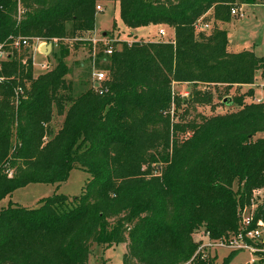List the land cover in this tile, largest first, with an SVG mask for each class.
I'll use <instances>...</instances> for the list:
<instances>
[{"label": "trees", "instance_id": "trees-1", "mask_svg": "<svg viewBox=\"0 0 264 264\" xmlns=\"http://www.w3.org/2000/svg\"><path fill=\"white\" fill-rule=\"evenodd\" d=\"M101 1L119 2L130 30L167 25L175 43L124 41L106 56L99 43L108 78L100 89L72 97L65 62L70 51L63 43L67 25L76 45L92 53L86 36L95 30ZM258 1L264 4L0 0V44H10L11 36L58 40L60 55L54 68L39 75L25 47L2 64L0 203L29 184H62L76 167L90 175L71 202L54 194L38 208L2 209L0 264H89L93 244L126 245L123 264H177L196 254L192 237L199 229L213 239L239 230L240 207L264 188V137H257L264 134V103H246L255 94L250 88L234 98L238 111L181 123L175 117L187 101L173 94V84L192 85L188 103L212 106L213 89L224 90L220 100L227 104L233 88L254 85L258 72L264 78V57L231 51L229 32L217 26L229 22L235 7ZM203 17L210 30L198 32ZM54 50L55 44L56 56ZM55 115L63 117L56 133L49 128ZM255 219L264 220V204Z\"/></svg>", "mask_w": 264, "mask_h": 264}, {"label": "rangeland", "instance_id": "rangeland-1", "mask_svg": "<svg viewBox=\"0 0 264 264\" xmlns=\"http://www.w3.org/2000/svg\"><path fill=\"white\" fill-rule=\"evenodd\" d=\"M258 4L246 5L240 4L235 7L239 10V15L234 16L231 14L229 22L222 24L218 23V27L226 29L229 32V37L233 41V45L230 44L229 49L233 52L241 51H253L256 56L264 57V4L260 1ZM103 8L102 12H98L96 15L94 32L87 34V39L98 41L93 43L92 53L89 52L88 47H83V44H78V41L72 37V25H67L68 38L63 40L64 45L69 48L70 54L65 59L68 66L69 73L67 75V82L71 87L72 97H77L87 91L88 89H100L103 81L108 78V72L104 69L107 66V62L103 58H98L99 53V40L107 39L112 41L111 45L127 41L132 43L134 39L142 42H150L152 40L158 41L159 29L163 28L167 33L166 42L170 39H174V30L167 25L159 24L157 28L150 27L148 29H142L135 31V36H130L127 31V27L124 25L120 16V5L114 2L101 1L97 4ZM121 29V32L118 29ZM146 37V38H145ZM106 41V40H105ZM154 41V42H156ZM84 43V42H83ZM47 45L46 42H41L40 47ZM77 46V48H76ZM85 46V45H84ZM121 47V44L117 46ZM27 53L32 56L35 65L33 64V74L39 75L45 73L47 70L54 68L58 64V58L60 57L58 51V43L55 44V52L58 54L55 56L48 52L44 53L47 57L41 56L34 49L30 50L25 48ZM11 57H15L17 50H10ZM105 53V52H104ZM108 54H105V56ZM33 62V63H34ZM44 64H48V69L42 67ZM100 73L105 74L104 80H98L97 75ZM252 88L256 93V98H262L264 100V78L262 73L256 74V82L249 88H233L228 92V96L224 99H230L229 103L224 104L221 97H224V90L216 92L213 89V107L210 105H198L188 103V100L192 97L191 92L193 90L192 85L188 84H173V94L180 96L182 100H186L187 103L183 104L179 110L176 121L185 123L187 121H200L201 117H212L216 115H226L238 111L240 108L235 104L234 98L238 95H244L248 90ZM222 93V94H220ZM223 99V98H222ZM246 103L250 104L256 102L255 96L245 97ZM263 103V102H256ZM174 111V106H173ZM172 111V113H173ZM182 116V117H181ZM181 117V118H180ZM63 117L55 115L49 128L56 133L61 127ZM257 137H264L263 133L257 135ZM90 179V175L85 171L74 168L71 170L69 178L62 184L51 183H37L29 184L28 186L21 188L14 192L10 197L6 198L0 203V211L7 208L9 205L25 207L28 209H34L41 206V200L50 197L54 194H63L71 199L78 197L82 194L85 185ZM235 192H238V185L234 186ZM72 205V203H70ZM205 228H201L193 234L194 242L203 238ZM197 243V242H196ZM127 252L126 245H113L110 248H106L101 244H93L91 246V253L89 258V264H123V256ZM209 256L214 259L215 264H250L251 256L248 252H241L237 255H230L226 249L215 250L209 252ZM231 256V257H230ZM230 257V258H229ZM191 260L187 262H180L177 264H189ZM192 264V263H191Z\"/></svg>", "mask_w": 264, "mask_h": 264}, {"label": "built area", "instance_id": "built-area-1", "mask_svg": "<svg viewBox=\"0 0 264 264\" xmlns=\"http://www.w3.org/2000/svg\"><path fill=\"white\" fill-rule=\"evenodd\" d=\"M21 1V0H18ZM97 11L102 12V6H97ZM21 16V7L19 8ZM231 14L234 16L239 15V10L237 8L232 9ZM196 30L198 32L210 30V25L204 22V17L199 19L196 24ZM167 33L164 29L159 31V40L165 41L167 38ZM106 40V41H105ZM175 39H172L167 42L175 43ZM10 44L3 43L0 44V84L4 82L5 77L1 75L2 64L7 62L11 58L10 50H17L22 47L29 48L30 50H35L41 56L47 57L44 53L52 52L53 44H57L58 40L54 42H46L51 44L52 48L50 51L46 47L42 50L40 47L41 40L38 38H23V37H10ZM96 43L98 41L92 40ZM99 42H102L105 46V54L111 55L113 52V47L111 45L112 41H107V39H101ZM31 56V55H30ZM32 58V56H31ZM33 60V58H32ZM34 62V60H33ZM35 65V62L33 63ZM48 69L49 65L44 64L42 66ZM48 71V70H47ZM98 80H104L105 74L100 73L97 75ZM22 92V89L16 91L17 96ZM264 204V188L254 191L253 197L249 205L240 207L239 209V230L237 232L231 233L228 237L221 239H213L209 232L205 231L203 238L196 241L198 244V249L194 257L191 259L189 264H193V260L196 256H201V258H209V252L215 250L226 249L228 252L239 251L248 252L251 256L250 264H264V220L256 221L255 217L259 208Z\"/></svg>", "mask_w": 264, "mask_h": 264}, {"label": "crops", "instance_id": "crops-1", "mask_svg": "<svg viewBox=\"0 0 264 264\" xmlns=\"http://www.w3.org/2000/svg\"><path fill=\"white\" fill-rule=\"evenodd\" d=\"M117 5H118V3H116ZM150 27H154V28H157V26L156 25H150V26H148V27H142V28H138V29H136L137 31H139V30H142V29H148V28H150ZM160 29H163V28H160ZM160 29H159V31H160ZM172 29V28H171ZM96 30V29H95ZM120 32H121V29L119 28L118 29ZM136 30H130V29H128L127 28V31H128V33L130 34V36H132L133 35V37L135 36V31ZM159 36V35H158ZM146 38V37H145ZM134 40H136V39H134ZM133 40V41H134ZM152 41H156V40H152ZM151 41V42H152ZM231 41V45H233V41L232 40H230ZM243 87H246V86H243ZM248 88L250 87V86H247ZM255 93H256V91H255ZM255 96V100H256V102H263L264 103V100H262V98H256V95H254Z\"/></svg>", "mask_w": 264, "mask_h": 264}, {"label": "water", "instance_id": "water-1", "mask_svg": "<svg viewBox=\"0 0 264 264\" xmlns=\"http://www.w3.org/2000/svg\"><path fill=\"white\" fill-rule=\"evenodd\" d=\"M44 47H46L47 50L50 51L51 48H52V45L51 44H47V45H45V46L42 47V50L44 49ZM48 54H50V52Z\"/></svg>", "mask_w": 264, "mask_h": 264}]
</instances>
